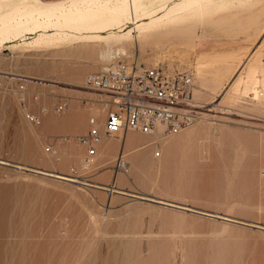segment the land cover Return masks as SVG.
<instances>
[{"label":"rangeland","instance_id":"1","mask_svg":"<svg viewBox=\"0 0 264 264\" xmlns=\"http://www.w3.org/2000/svg\"><path fill=\"white\" fill-rule=\"evenodd\" d=\"M181 1L151 22L172 1L0 0V264H264V0ZM112 7L137 19L112 60L189 69L200 89L203 117L164 132L184 136L164 170L113 166L153 132L89 153L65 116L102 110L85 80L108 45L64 16Z\"/></svg>","mask_w":264,"mask_h":264},{"label":"built area","instance_id":"2","mask_svg":"<svg viewBox=\"0 0 264 264\" xmlns=\"http://www.w3.org/2000/svg\"><path fill=\"white\" fill-rule=\"evenodd\" d=\"M87 87L101 94L105 109L101 124L95 115L89 117L87 133L80 135L89 143V153L95 152L93 144L103 136H119L129 129L143 133L155 132L157 124L163 132L177 131L200 118L203 105L193 100V73L189 69L167 72L160 65H143L114 58L86 77ZM64 104L58 105V110ZM27 116L39 122L35 114ZM122 152L115 158L114 167L124 168Z\"/></svg>","mask_w":264,"mask_h":264},{"label":"bare ground","instance_id":"3","mask_svg":"<svg viewBox=\"0 0 264 264\" xmlns=\"http://www.w3.org/2000/svg\"><path fill=\"white\" fill-rule=\"evenodd\" d=\"M134 1H136V0H134ZM170 2H171V5L172 6H168L167 5V7L157 8V9L153 10L152 12H149L150 14L149 13L148 14L150 16L148 18L151 19L149 21L152 22V20L155 21V19H162L163 17L169 16L171 14V12H173V10L176 9L175 8L176 3L181 4L180 2H182V1L181 0L180 1L179 0H170ZM179 6H181V5H179ZM152 9H154V8H152ZM131 12H133V11H131ZM148 14H147V16H148ZM132 15H133V13H132ZM61 16H62L63 19H65L64 17H66V18H68V20H71V19L74 20L75 23H76V25L81 27V29H80V27H78L81 31H79V32H77L78 30L77 31L75 30V31H76V33H79L82 36H85L84 32L88 33V36H92L94 38L97 35H99V34L100 35H103V37H101V39L104 38V41L107 43L106 45H108V48H107L108 50H103L101 52V57H102L103 61H106V62L110 61V59L113 57L112 52H111V49H110L111 48V45H113L112 43L114 41L125 40L127 38V36H128L127 35V32H130V30L132 29V28H129L130 27V23H132V25H134V27L137 26L136 25L137 19L135 17L133 19H129V20H126L125 19L126 18L125 16H127V14H126L124 8H122V7H112V8H105V9L104 8L103 9L101 8V10H96V9L93 8V9H87L85 11L82 10L79 13H75V14H73L71 12L68 15L66 14V16H64V17H63V15H61ZM147 16H145V17H147ZM58 20L60 21V19H58ZM65 20H67V19H65ZM59 21H57L58 24H59ZM146 22L147 21H145V23ZM20 26H22V25H20ZM20 26H17L18 29H21L23 27V26L22 27H20ZM24 28L21 29V31L24 30ZM137 28L140 29V26L137 27ZM0 30H2V29H0ZM115 31L116 32L117 31L119 32V36L117 35L118 37L117 36L111 37V36L114 35V32ZM6 35H7V33H6ZM127 39H129V38H127ZM125 43H127V42H125ZM250 58L251 57L248 58L249 61L251 60ZM245 64H243L244 67H245ZM201 78L204 79L205 77H201ZM194 88H193V100L196 103L195 98H194V94H196V95L198 94L199 95L200 94V89H196L195 90ZM99 96L101 97V95H99ZM198 99H199V97H198ZM198 105H202V104H200V102H198ZM102 107H103V105H102ZM214 108L215 107L212 106L211 108H208L207 110H212ZM94 113H95L96 116H101L102 115V110L99 109V111H96ZM197 121L198 120H196L193 124H195ZM75 123H76L75 125H77L78 127L79 126L80 127H83L86 124V121L84 119H80V120H75ZM199 127L201 128L202 126H199ZM197 128H196V130H197ZM153 134H155L156 136L153 135ZM162 134H164V132H163V126L160 125V124H157V127H156L155 132H153L152 134H147V135H153V136L147 137V141L141 143L139 145V147L134 151V155H132L133 156V159H132V162H130V164H128L129 162H127V160L123 157L124 160H125L124 169L128 166L127 169L129 170V174L130 175L134 172V170H137V169L138 170H141V171H148L150 169L151 170L152 169L164 170V169H167L171 164H174V163H176V162L179 161V157H178V154H177V151L178 150H171L170 152H168V151L167 152H164L162 148H159V147L156 146L159 141L169 138V136H166V135H173V133H171V134H164L165 135V137H164V136H162ZM183 137L184 136H177V137H174V138L172 137L171 139L169 138L167 142H173L174 143V142H176L177 139H181ZM133 139H134V137H131L130 136V138H128L126 141L131 142V141H133ZM112 143H114V142H112ZM110 146L112 147V144ZM107 149H109V146L107 147ZM79 152H80V150H79ZM104 153L106 154V151ZM80 154L81 153H79V155ZM96 154H97V152H96ZM181 161H183V159L180 160V162ZM0 162H3L4 163V161H1V160H0ZM88 164H90V163H88ZM49 174L52 175V176L59 177L61 179L63 178V179H67V180L74 181V182L83 180L80 177L72 176V175H68V174L52 173V172L49 173ZM111 189L113 191H116L117 192V189L118 188H116L115 186H111ZM172 205H174V204H172ZM174 206H178V207H181V208H187L188 207V206L184 207V206H180V205H174Z\"/></svg>","mask_w":264,"mask_h":264},{"label":"crops","instance_id":"4","mask_svg":"<svg viewBox=\"0 0 264 264\" xmlns=\"http://www.w3.org/2000/svg\"><path fill=\"white\" fill-rule=\"evenodd\" d=\"M93 99L95 100L94 103H96V105L94 107H91V108L88 107L87 108V113H93L92 112V109L93 108H95V107H101L102 110L104 111V113H103V116L101 118L98 117V121H99V123L102 126V123H103L104 118H105V109H104V106L102 107L103 104L100 101V98L99 97H94ZM65 116H66V118H69L70 119L71 125H72V128L73 129L80 130V132L82 134L87 133V130H88V127H89L88 123L85 124L83 127H80V126L78 127L77 125L73 124V121H75V120H80V119H84L85 121L87 120L86 113L84 111H82L81 109L79 111L75 107H72V108H69V110L67 111V114ZM57 122L55 123V125L57 124ZM125 133H126V131H121L119 133V136H113V137L103 136L102 139L98 143L93 144L94 147H95V151H97V147L99 146V147H103L104 148V152L106 151V153H108L110 151V149L112 148L110 145L112 144V146H114V143H112L111 140H114V139H123L124 140L126 138V135H127L128 132L126 134ZM130 136L131 137H134V140L131 141V142L126 141L128 138H130ZM130 136H128L126 138V140H125V143L126 144H132L134 142L135 143L137 142V143H140L141 144V143L147 141V137H144V138H141L140 137V138H138L137 136H134V135H130ZM181 139H177L176 142H174V143L173 142H167L168 140L167 141H164L163 143L158 142L156 146L159 147V148H162L164 152H167V151L170 152L171 150H177L178 142ZM85 144H87L88 146H90L89 143H85ZM97 144H99V145L97 146ZM158 145H160V146H158ZM108 146H109V149H107ZM118 149H120V147H119V145L117 143L114 152L116 150H118Z\"/></svg>","mask_w":264,"mask_h":264}]
</instances>
